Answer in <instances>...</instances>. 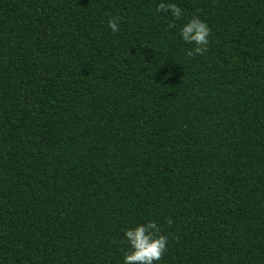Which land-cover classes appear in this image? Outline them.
Masks as SVG:
<instances>
[{"label": "trees", "instance_id": "1", "mask_svg": "<svg viewBox=\"0 0 264 264\" xmlns=\"http://www.w3.org/2000/svg\"><path fill=\"white\" fill-rule=\"evenodd\" d=\"M158 2L0 0V264H264V0Z\"/></svg>", "mask_w": 264, "mask_h": 264}, {"label": "clouds", "instance_id": "2", "mask_svg": "<svg viewBox=\"0 0 264 264\" xmlns=\"http://www.w3.org/2000/svg\"><path fill=\"white\" fill-rule=\"evenodd\" d=\"M156 13H165L174 20L180 19L184 11L171 0H159L155 5ZM171 26V25H170ZM107 28L116 33L119 31V18L114 17L107 21ZM210 28L197 16H192L179 27V38L191 47L186 55H203L207 51ZM171 224L170 219L167 220ZM169 237L161 234V229L155 220L148 219L135 227H127L123 230L121 243L127 245L122 264H159L166 249Z\"/></svg>", "mask_w": 264, "mask_h": 264}]
</instances>
